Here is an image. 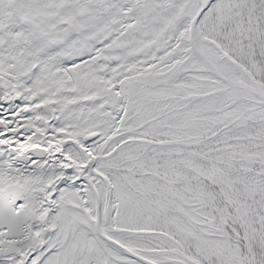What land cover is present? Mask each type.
Returning <instances> with one entry per match:
<instances>
[{
    "label": "snow or ice",
    "instance_id": "1",
    "mask_svg": "<svg viewBox=\"0 0 264 264\" xmlns=\"http://www.w3.org/2000/svg\"><path fill=\"white\" fill-rule=\"evenodd\" d=\"M0 264H264V0H0Z\"/></svg>",
    "mask_w": 264,
    "mask_h": 264
}]
</instances>
